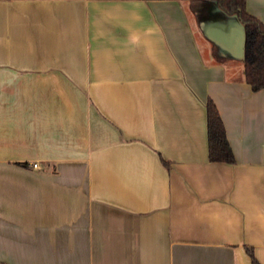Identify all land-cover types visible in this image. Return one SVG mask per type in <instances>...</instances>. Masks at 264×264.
<instances>
[{
    "label": "crops",
    "instance_id": "0c3cea01",
    "mask_svg": "<svg viewBox=\"0 0 264 264\" xmlns=\"http://www.w3.org/2000/svg\"><path fill=\"white\" fill-rule=\"evenodd\" d=\"M201 7L0 0V264H264V87Z\"/></svg>",
    "mask_w": 264,
    "mask_h": 264
},
{
    "label": "trees",
    "instance_id": "16d2710c",
    "mask_svg": "<svg viewBox=\"0 0 264 264\" xmlns=\"http://www.w3.org/2000/svg\"><path fill=\"white\" fill-rule=\"evenodd\" d=\"M197 1V0H189ZM202 1V0H200ZM206 7L213 2L224 15L236 14L245 28V54L243 73L247 83L256 91L264 87V24L246 11L245 0H204ZM207 10V8H206ZM201 15L209 14L200 12ZM204 17V16H202ZM208 158L212 162L235 161L227 140L225 127L215 103L208 99L206 104Z\"/></svg>",
    "mask_w": 264,
    "mask_h": 264
},
{
    "label": "water",
    "instance_id": "95a60500",
    "mask_svg": "<svg viewBox=\"0 0 264 264\" xmlns=\"http://www.w3.org/2000/svg\"><path fill=\"white\" fill-rule=\"evenodd\" d=\"M209 14L200 20L206 38L215 46L217 55L243 60L245 54V28L236 14L224 15L213 2Z\"/></svg>",
    "mask_w": 264,
    "mask_h": 264
},
{
    "label": "rangeland",
    "instance_id": "374dc122",
    "mask_svg": "<svg viewBox=\"0 0 264 264\" xmlns=\"http://www.w3.org/2000/svg\"><path fill=\"white\" fill-rule=\"evenodd\" d=\"M205 2L206 1H204V0L201 1L202 7L199 9V11L202 13L204 12V14L208 13L209 9H210V8L206 7L207 8V10H206V8H205L206 3Z\"/></svg>",
    "mask_w": 264,
    "mask_h": 264
},
{
    "label": "built area",
    "instance_id": "2783aa9c",
    "mask_svg": "<svg viewBox=\"0 0 264 264\" xmlns=\"http://www.w3.org/2000/svg\"><path fill=\"white\" fill-rule=\"evenodd\" d=\"M32 167H33V168H39L40 166L38 165L37 162H34V163L32 164Z\"/></svg>",
    "mask_w": 264,
    "mask_h": 264
}]
</instances>
